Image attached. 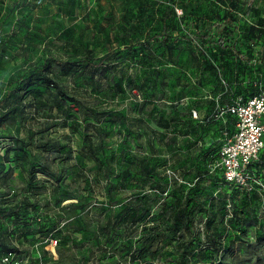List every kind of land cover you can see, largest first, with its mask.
<instances>
[{
    "label": "rangeland",
    "instance_id": "1",
    "mask_svg": "<svg viewBox=\"0 0 264 264\" xmlns=\"http://www.w3.org/2000/svg\"><path fill=\"white\" fill-rule=\"evenodd\" d=\"M260 18L264 0H0V264H264V190L216 167L219 107L264 94ZM174 193L198 199L178 225Z\"/></svg>",
    "mask_w": 264,
    "mask_h": 264
},
{
    "label": "built area",
    "instance_id": "2",
    "mask_svg": "<svg viewBox=\"0 0 264 264\" xmlns=\"http://www.w3.org/2000/svg\"><path fill=\"white\" fill-rule=\"evenodd\" d=\"M235 117V130L220 146L216 167L227 183L245 190L264 189L255 165L264 154V94L219 107L216 116Z\"/></svg>",
    "mask_w": 264,
    "mask_h": 264
},
{
    "label": "trees",
    "instance_id": "3",
    "mask_svg": "<svg viewBox=\"0 0 264 264\" xmlns=\"http://www.w3.org/2000/svg\"><path fill=\"white\" fill-rule=\"evenodd\" d=\"M229 21H230V19L226 15L220 21H218V23H217L218 30L220 32H222L221 37H219V39H218L219 42H221V43L224 42L225 38L229 37V32L230 31H229V28L227 27V23ZM250 31L252 32V35H251V39L252 40L257 39V41H259L261 39V36H262L263 37L262 39L264 41V18H260L258 24L253 26ZM257 33H259L260 37L257 36ZM158 37H159L158 33H154V34L151 35V38H154V39H156ZM205 39H209V37H205ZM258 45H259L258 43H252L251 46H250L251 48H249L248 51L245 54L242 55V58L250 60L249 58L254 53V50H256L254 47L257 48ZM262 49H263V53H257L256 54L258 56V58L256 57V61L260 62V64L263 63V65H264V46H263ZM255 95H257V94H255ZM255 95H252V96H250V97H248L246 99H243V100L246 101V100L252 98ZM226 116L228 118H230L231 121L233 122V129H230V132L233 133L234 130H235V121H236V119H235L234 116L229 115V114L226 115ZM218 152H219V150H218ZM263 165H264V154H262L260 161L255 165V169L257 171L258 178L264 185V176H263V173H262L263 172V169H262ZM146 167L148 168V166H146ZM154 170H155V168L152 167L151 169L145 170L144 172L146 174H150V173H153ZM220 175H221V179L223 180V182L225 184L231 185L232 187H234L236 189H241L243 191H246L247 193H255L256 190H264L261 187H259L258 185H254V187L251 190H245L244 188H240V187L236 186L235 184L227 183L224 180V175H223V172H221V171H220ZM197 184H199V180L197 181ZM180 196H181V194L174 193L172 195V197H173L172 202L170 204H168V205H170L169 210H168L169 217H172L173 222L175 224H177V225L179 223L183 222L184 218L186 217V214L188 213L189 203L191 201H198L196 195H194V196L187 195L186 198H185L186 200L183 203L182 197H180ZM176 207H178L177 211H175ZM190 226H191V221H186L185 227L186 228H190ZM53 229H55V228H53ZM56 232H59V231H56ZM152 241H153V239L151 237L147 238L145 240V243H146L145 247H150L152 245ZM177 243L178 244H184V243H182V239L181 240L178 239ZM215 246H216V244H215ZM217 252H219V250H217Z\"/></svg>",
    "mask_w": 264,
    "mask_h": 264
}]
</instances>
